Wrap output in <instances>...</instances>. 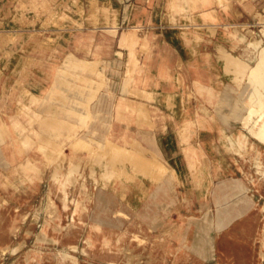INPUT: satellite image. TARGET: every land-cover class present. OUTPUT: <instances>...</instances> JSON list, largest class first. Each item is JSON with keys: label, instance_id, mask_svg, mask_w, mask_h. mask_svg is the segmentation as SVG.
Returning a JSON list of instances; mask_svg holds the SVG:
<instances>
[{"label": "rangeland", "instance_id": "rangeland-1", "mask_svg": "<svg viewBox=\"0 0 264 264\" xmlns=\"http://www.w3.org/2000/svg\"><path fill=\"white\" fill-rule=\"evenodd\" d=\"M262 46L264 0H0V264H264Z\"/></svg>", "mask_w": 264, "mask_h": 264}, {"label": "bare ground", "instance_id": "bare-ground-1", "mask_svg": "<svg viewBox=\"0 0 264 264\" xmlns=\"http://www.w3.org/2000/svg\"><path fill=\"white\" fill-rule=\"evenodd\" d=\"M249 45H250V44H249ZM260 48H262V49H258V51H257V56H256V60H255V61L257 62V66H258V68H260V70H259V71L256 70V73H254V74H255V75H254V78H256L258 75H260L262 71H264V50H263V46L260 47ZM248 55H249V54H248ZM233 58H234V57H233ZM254 58H255V57H254ZM236 59H237V58H236ZM230 60H231V59H230ZM237 61L239 62L238 59H237ZM243 61H244V60H243ZM240 62L242 63V59L240 60ZM232 63H234V62H232ZM235 63H236V61H235ZM235 63H234V64H235ZM243 63H245V62H243ZM236 64H237V63H236ZM236 64H235V65H236ZM255 64H256V63H255ZM230 65H231V64H230ZM235 65H234V67H235ZM238 65H240V64H238ZM247 65H248V64H247ZM247 65H246V66H247ZM232 66H233V65H232ZM236 66H237V65H236ZM243 66H244V65H242V67H243ZM246 66H245V67H246ZM254 66H255V65H254ZM254 66L252 65V68H251V69H253ZM238 68H240V67H238ZM238 68H237V69H238ZM255 68H256V67H255ZM244 69H245V68H244ZM244 69H243V70L240 69V70L243 72ZM240 70H239V72H240ZM236 71H237V70H236ZM251 71H252V70L249 69V72H247V73H251ZM250 75H252V74H250ZM263 75H264V73H263ZM263 75L261 74V78H260V79H262V76H263ZM263 78H264V76H263ZM258 79H259V76H258ZM256 80H257V79H256ZM250 83H252V82H250ZM254 83H255V82H254ZM257 83H258V82H257ZM252 84H253V83H252ZM252 84H250V85H252ZM254 85H255V84H254ZM254 85H252V86H254ZM258 86H259L260 90H262V91L264 92V79H262V81L258 84ZM253 88H254V87H253ZM256 88H257V87H256ZM256 88H255V89H256ZM255 89H253V90L255 91ZM256 91H257V90H256ZM256 91H255V93H256ZM255 93H252V94H251V93L249 92V95H253V94L255 95ZM258 93H259V91H258ZM259 94H260V93H259ZM257 97H258V95L256 94V97H255V98H257ZM262 97H263V95H262ZM251 98H252V97H250V100H251ZM253 99H254V97H253ZM259 99H260V98H259ZM259 99H258V100H259ZM261 100H262V99H261ZM252 104H253V103H252ZM259 105H261V102H258V103H257V106H258V107H259ZM251 106H252V105H251ZM263 107H264V105L262 104V105H261V109H262ZM252 108H253V107H252ZM252 108H251V109H252ZM251 109H250V110H251ZM256 109H257V108H256ZM259 109H260V108H259ZM261 109H260V110H261ZM263 109H264V108H263ZM263 109H262V110H263ZM252 110H253V109H252ZM260 110H258V111H260ZM258 111H255V113H260V112H258ZM262 114H263V113H262ZM260 115H261V114H260ZM260 115H259V116H260ZM259 116H258V118H256V119L253 121V123L251 124L252 126H254V124H255V126H254L255 128H256V126H257L259 123L262 122V120L264 121V117H261V116L259 117ZM262 116H264V115H262ZM262 123H264V122H262ZM251 125H250V126H251ZM252 126H251V127H252ZM261 126H262V125H261ZM251 127H249V129H250ZM251 129H252V128H251ZM251 129H250V130H251ZM263 130H264V129H263ZM262 139H264V137H263Z\"/></svg>", "mask_w": 264, "mask_h": 264}, {"label": "crops", "instance_id": "crops-1", "mask_svg": "<svg viewBox=\"0 0 264 264\" xmlns=\"http://www.w3.org/2000/svg\"><path fill=\"white\" fill-rule=\"evenodd\" d=\"M149 3V2H147ZM162 46L164 48H166V51L167 52H170L171 54V58L166 60L165 62H162L160 65H159V75H163L164 71H168V69L170 68H173L174 67V62H175V53L177 52V49L175 47V45H173L172 43H170V41H168V39H166L164 36H163V39H162ZM178 53V52H177ZM146 57V56H145ZM227 66H230L228 63H226ZM263 142V141H262Z\"/></svg>", "mask_w": 264, "mask_h": 264}]
</instances>
